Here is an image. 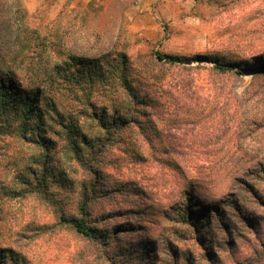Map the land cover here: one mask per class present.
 <instances>
[{
	"label": "rangeland",
	"instance_id": "obj_1",
	"mask_svg": "<svg viewBox=\"0 0 264 264\" xmlns=\"http://www.w3.org/2000/svg\"><path fill=\"white\" fill-rule=\"evenodd\" d=\"M23 3L29 25L45 41L44 51L37 49L43 52L41 58L35 54L33 66L20 64V58L11 63L13 39L6 38L0 66L12 65L20 79L42 83L40 87L60 111L80 115L84 133L101 136L107 143L100 152L105 182L101 189L109 192L98 198L94 214H106L103 221L109 228L128 227L114 245L130 249L133 256H120L118 263L140 264V255L133 249L141 237L155 245V264H172L174 258L185 264L184 256L194 264L255 260L264 241V80L253 82V74L264 67V0ZM58 50L111 60L112 65L120 52L127 56L128 75L147 106L131 105V98L120 91L119 71L112 67L105 68L102 80L96 78L90 95L98 107L122 110L123 102L127 104L123 113L133 122L126 124L116 141L105 140L96 121L79 114L89 112L84 102L87 91L69 88L61 78H57L58 88L45 84L49 76H43V67L51 69L66 57ZM157 52L187 58L202 55L205 60L170 64ZM216 60L236 62L244 72H218ZM3 121L0 249L12 250L23 264H110L108 256L96 255L95 243L59 223L52 209L23 190L19 174L37 151L16 138L11 126L4 128ZM58 167L62 175L52 177L51 188L65 200L67 214L75 215L78 191L88 174L64 156ZM191 188L198 211L211 214L207 248L181 221L184 194ZM230 201H239V213L249 215L254 226L238 217ZM215 207L235 227L231 234L218 227Z\"/></svg>",
	"mask_w": 264,
	"mask_h": 264
},
{
	"label": "trees",
	"instance_id": "obj_2",
	"mask_svg": "<svg viewBox=\"0 0 264 264\" xmlns=\"http://www.w3.org/2000/svg\"><path fill=\"white\" fill-rule=\"evenodd\" d=\"M28 15L23 0H0V51L12 38L13 43L11 45L14 47V53L9 62L12 63L16 58H20V64L33 66L35 54L41 58L44 51L42 46H44L45 41L39 30L29 25ZM4 41L5 43L2 44ZM39 48L43 51H37ZM57 54H65L66 57L62 62L57 60L53 63L51 69L50 66L47 69L43 67V76L46 74L49 76L45 84L47 86L54 85L58 88L57 85L60 83L57 78H61L67 87L73 89L79 87L87 91V98L84 102L89 112L83 110L79 114L93 118L98 127L106 134L105 140L116 141L126 124L133 122L131 121L132 117L123 113L127 104L123 102L122 110L115 108L116 106L98 107V104L90 99V95L97 83H95L96 78L102 80L101 78L106 72L105 68L112 67L119 71L120 91L131 98V105H140V108L142 105L147 106L141 92L139 98V94L128 75L127 56L120 52L117 55L116 65H112L111 60L91 58L72 51L58 50ZM157 56L170 64L191 63L194 59L198 62L205 60L202 55L187 58L181 55L157 52ZM214 62V69L218 72L233 71L238 74L244 72V68L236 62L220 60ZM14 68L12 65L0 66V124L4 122V119L6 121L3 125L4 128L11 126V131L16 138L37 151L31 157L28 165L24 167L23 172L19 174V183L22 184L23 190L27 194H35L43 205L52 209L56 213L59 223L67 225L82 239L95 243L97 245L96 255L108 256L111 259L109 260L110 264H119L122 256L132 257L133 253L130 249L125 251L119 248V244L114 245L117 238H120L119 233L123 231L122 229L128 228L127 225H122L123 227L116 225L109 228L106 221H103L107 217L106 214H94V207L98 198L109 192V190L104 192L101 189L105 182L101 173V163L104 159L100 152H104L107 143L101 136L91 138L85 134L79 125L78 117L80 115H65L60 111L55 100L48 96V92L40 87L42 83L20 79ZM50 70L55 73L56 78L52 77ZM253 79V82L257 79L264 80V67L253 74ZM108 87L110 86L105 88ZM12 122L13 124L16 122L17 125H10ZM63 156L76 162L88 174L87 178L81 182L78 191L77 213L75 215L67 214L65 200L57 198L55 191L51 188L52 177L61 178L62 171L59 169L58 163ZM193 196H196L193 188L184 194L183 206L180 209L181 221L194 232L195 239L204 248H207L206 243L208 242L205 243V241H211L208 237V230L210 229L208 224L211 214L207 211L199 212L198 207L193 203ZM237 205H239V201H230V206L238 211ZM215 208L219 219L218 227L231 234L234 226L232 227L230 223H227L228 217L222 209ZM130 211V213H137ZM243 212L240 211V214L238 211V217L246 218L247 222L254 226L255 221ZM128 226L130 227V225ZM260 244L262 248L255 255V260L238 261L236 264H264V241H261ZM154 247L155 245L147 238H140V245L138 244L133 249L136 255H140V264H155ZM211 253L213 252L210 250V255ZM184 258L185 264H194L189 256H184ZM209 259L212 260L213 258L210 256ZM0 264H23V261L12 250L0 249ZM172 264L181 263L177 258H174Z\"/></svg>",
	"mask_w": 264,
	"mask_h": 264
}]
</instances>
